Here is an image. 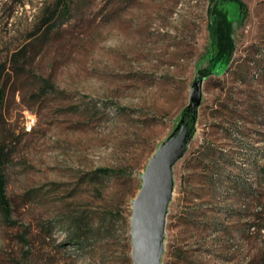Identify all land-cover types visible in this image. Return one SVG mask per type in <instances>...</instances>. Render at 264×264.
<instances>
[{"label":"rangeland","instance_id":"1","mask_svg":"<svg viewBox=\"0 0 264 264\" xmlns=\"http://www.w3.org/2000/svg\"><path fill=\"white\" fill-rule=\"evenodd\" d=\"M57 1L0 0V264H132V200L180 119L160 263L261 264L264 0Z\"/></svg>","mask_w":264,"mask_h":264},{"label":"water","instance_id":"2","mask_svg":"<svg viewBox=\"0 0 264 264\" xmlns=\"http://www.w3.org/2000/svg\"><path fill=\"white\" fill-rule=\"evenodd\" d=\"M192 95L191 100L196 101ZM156 148L141 173V185L132 200L130 258L132 264H161L168 203L173 191V166L183 156L191 134L180 119Z\"/></svg>","mask_w":264,"mask_h":264},{"label":"trees","instance_id":"3","mask_svg":"<svg viewBox=\"0 0 264 264\" xmlns=\"http://www.w3.org/2000/svg\"><path fill=\"white\" fill-rule=\"evenodd\" d=\"M59 3V0L57 1ZM239 6H242V4L237 1ZM53 13H50L46 18L43 20V22H46L49 17H52ZM210 14L213 16V22L209 27L210 36L212 38L214 48H215V54H214V60H224L229 59L233 53L234 50V43L231 38L232 33V26L231 22L228 18V16L221 10L218 9V4L216 3L212 9H210ZM2 96V92L0 90V99ZM262 173H264V169H260ZM113 173V171L109 168H98L92 171L91 175L93 177L99 176H108L109 174ZM262 175V174H261ZM241 183V187L246 189L247 192L253 191L252 185H246L243 184L244 182L241 181L240 178L236 179V185ZM6 177L4 173V164H3V157L0 152V213L3 216L4 219H9L11 207L10 202L6 196ZM253 228L252 231L255 233H264V224H249L248 228ZM263 238H264V234ZM261 264H264V257H262V260L260 261ZM248 264H253V262H248Z\"/></svg>","mask_w":264,"mask_h":264},{"label":"built area","instance_id":"4","mask_svg":"<svg viewBox=\"0 0 264 264\" xmlns=\"http://www.w3.org/2000/svg\"><path fill=\"white\" fill-rule=\"evenodd\" d=\"M27 123H28V121H27ZM27 126H28V128H30V123H28Z\"/></svg>","mask_w":264,"mask_h":264}]
</instances>
